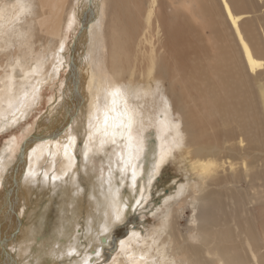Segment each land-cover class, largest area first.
<instances>
[{
    "label": "bare ground",
    "instance_id": "obj_1",
    "mask_svg": "<svg viewBox=\"0 0 264 264\" xmlns=\"http://www.w3.org/2000/svg\"><path fill=\"white\" fill-rule=\"evenodd\" d=\"M2 1L1 133L28 117L46 85L52 84L53 94L49 110L0 181V264H59L69 256V248L77 247L75 218L82 205L76 212L74 204L80 203L83 193L76 176L73 128L87 102L84 155L87 152L88 158L92 151L105 155L113 143L109 136L100 147L104 115L98 122L101 133L91 138L89 123L97 104L107 102L112 131L119 117L111 110L113 97L107 93L117 87L124 95L115 98L116 106L122 104V111L127 103L135 113L131 163L137 166L136 186L131 166L123 179L120 168L111 169V184L109 166L105 178H93L81 223L86 234L106 246L105 235L137 210L151 182L176 152L188 161L194 181L180 184L165 198V203L179 200L145 234L132 230L121 240L108 264H264V0H75L77 6L74 0ZM76 22L80 30L68 48L69 30ZM64 70L68 72L63 81ZM255 81L261 83L258 88ZM129 97L139 102L132 103ZM154 106L156 111L147 109ZM38 142L46 149L28 154ZM137 146L142 150L135 151ZM113 149L111 163L117 165L116 153L122 149ZM106 158L110 165L111 156ZM43 163L47 165L42 167ZM41 167L47 172L57 167L53 174L57 178L71 174L70 197L57 208L65 214L67 203L71 217L64 215L31 230V238L16 245L14 237L23 222L18 216L25 197L22 180ZM239 182L249 186L247 195L236 186ZM117 185L122 206L121 218L115 221L108 192H115ZM192 201L199 207L188 217ZM249 203L263 206L256 225ZM106 221L108 231L102 233ZM96 251L68 264H83L85 259L93 264L101 255Z\"/></svg>",
    "mask_w": 264,
    "mask_h": 264
},
{
    "label": "rangeland",
    "instance_id": "obj_2",
    "mask_svg": "<svg viewBox=\"0 0 264 264\" xmlns=\"http://www.w3.org/2000/svg\"><path fill=\"white\" fill-rule=\"evenodd\" d=\"M9 1L10 0H4L2 2L4 4H7ZM76 3L77 2L74 0V5L77 6ZM0 6H1V3H0ZM76 6H74V8ZM189 20L190 19L187 17L184 18L185 22H188ZM192 23H193V21H190L191 26H192ZM185 26H186V24H185ZM186 28H187V26H186ZM78 29H79L78 24L76 22L75 26L71 27V29L69 30V35L67 38L68 43L66 42L68 48H70L71 44L73 43L72 40H73L74 35L78 34V32L80 30V29L79 30ZM186 31L188 32V30H186ZM206 35H208V33H206ZM193 39L198 40L197 37H194ZM196 43H197V41H196ZM66 58L67 59H65V60L68 61L69 56L67 55ZM193 58H194V56L191 55L190 60H192ZM67 72H68V70L61 71V73H60V76H61L60 79L61 80L63 79V81H64ZM58 79L56 81H58ZM260 84L258 81H255V85L257 88L260 86ZM50 86H52V84H48L42 89V96H41L40 103L35 107V109H33L34 111L32 110V112L28 115V117L24 121L20 122L21 124L18 123V124L12 125L11 127L7 128L8 130L7 129L6 130L4 129V131L2 130V133L0 131V134H1L0 135V150H1L0 151V166L2 165L0 167V181L4 180V178L6 177L8 169L11 168L12 165L15 163L19 153L23 149L21 144L25 141V139L30 134L32 135L34 133V129L36 128V125L38 124L40 119L46 114V112L49 110L48 107L50 104H48L49 103L48 99H50V96L53 94V91L50 89ZM58 94L61 95L60 91L58 92ZM44 96H46V97H44ZM128 101H130L132 103L139 102L138 99H134L133 97H131V98L129 97ZM86 103L87 102H84V104L81 105V107H80L81 111L79 110L80 111V112H78L79 115L77 114V116H76V119L78 120V121L76 120L77 125H75V127L73 128V130L75 131L74 133L76 135V138L74 140V147H73V151H74L73 153H74L75 162H76V168L75 169H77V172H78V173L76 172L77 173L76 176H77V182H79V189L81 190V195L83 193V195L81 196L82 200L80 199L81 200L80 203L78 202L77 204L76 203L74 204V208H75L76 212H78L76 206L78 204L82 205L81 210H80L81 213L78 212L80 215L77 213V216L75 218L76 221L79 222L78 225L76 226V229L78 227H79V230L81 229L79 231V234L76 232V234L79 236L78 242H77V247H76L78 254L73 255V256H68L65 259L60 260L59 264H68V263H70L71 260L76 261L78 259V257L81 258L83 256V254L91 253L93 250H96V249L100 250L101 255L99 256L100 258L98 257L97 260L93 264H108L112 260V258H114V256L117 255V252H118L117 251V245L121 240L127 238V236L130 235V232H134L135 230H136V232L142 231L143 234H145L146 230H149L150 228H152V226L155 225L158 220L166 217V214L169 213L170 210L176 206L179 199H177V200L174 199L175 201L170 200L167 203H165V201L168 200L167 198L172 196L171 192H174V190L180 184L194 181V176L190 172V166H189L188 161L182 159L179 155H177V152H176V154H175L176 156L174 157V159L170 158L162 166L159 173L156 175L154 180L151 182V184H150V186L146 192L147 194L145 193L146 197L144 198L141 205L137 208V210L131 212L125 219H123L122 222L117 223L116 226L111 230V232L108 235H105V237H108V244L106 246H103L100 243L95 244V242L93 241L92 235H87L85 232L86 225L81 224L83 222V214L85 212L84 210H85L86 202H87L89 194H90L92 182L95 178L99 179L101 177L102 178L106 177V174L108 171V166H109V165H107L108 161H107L106 157L111 156L110 162L112 161L113 157L111 154L114 151V149H113L114 147H116L117 150L119 148H121L122 152L124 153V147H125L124 143H126V141L119 139L117 144H111V145L107 146L105 148V155L102 154L101 152H98L97 154L94 153L95 151L90 152L92 156L89 155V157L87 158V160L89 162L88 163L87 160L85 159V155H84V145H85V139H86V134H87V130H88L87 129V117L89 116L90 110L86 109L88 107ZM121 106H122V104L119 107L120 109H122ZM83 108H85V109H83ZM147 109H149L150 111H156V106H154V108L152 110L150 108H147ZM80 113H81V115H80ZM1 124L2 123H0V126H1ZM82 126H83V128H82ZM23 131H25V132H23ZM81 133H83L84 135ZM7 134H10V135L7 136ZM80 138H81V140H80ZM21 140H22V142H21ZM16 142H17V144H16ZM45 145L46 144L44 142H41V143L38 142V143L34 144L31 147V149L28 151V154L31 152H34V150L36 148H41V147L45 148ZM51 146L49 145L48 148H50ZM14 148L17 150H14ZM176 160H177V162H176ZM115 161H116L117 165L114 163L113 164L111 163V169H113L114 171H116L117 168H120V165H121L119 158L116 157ZM83 163H84V166H83ZM45 165H47V164L43 163V166L42 165L41 166L44 167ZM85 166L87 168H85ZM42 167H41L40 171L36 172V174H34L32 172L33 170H30L29 172H27L28 174L26 177L24 175V179L22 180V189H23L25 197H24V200L21 202L22 205L20 207L18 216H19V219L23 222L21 223L20 229L18 230V232L16 233V235L14 237L15 238L14 243L16 245H19V243L22 241V239H24L25 241L29 240L31 238V230L34 231V229H40L43 226H46V223L48 224L50 222H55L56 220H60L62 218V216H64V215L67 216L68 218L71 217L69 215V209H68L67 203H65V208H66L65 214H61L60 211H57L58 210L57 208L59 207L58 205L62 201L66 200V202H67L68 198L70 197L69 182H70L71 174L69 172H67L66 175L64 174V176L59 177L55 182H53L51 178L53 177V174H54L55 170L57 169V167L56 168L54 167V169L49 170V172H47L45 169H42ZM84 171L88 174H86ZM101 173H102V175H101ZM45 176H47V178H48L47 183H46L47 178H45ZM236 186L240 189L241 192H243L246 195L250 192L249 186L247 184H245V182H239ZM2 188H3V186L1 184L0 185V191L2 190ZM64 192L66 193L67 198L64 197V195H63ZM165 198H166V200H165ZM35 204H37L36 207H35ZM167 204H169V205H167ZM163 205L164 206L166 205L165 209L163 208L164 207ZM193 207L195 208V212L192 211ZM198 207H199L198 203L192 201L191 206L190 205L187 206L186 215L188 217H190L192 214H195L198 210ZM262 207L263 206H261V204H257V203H249V205L247 206V208L249 209V211L252 214L253 221H254L255 225L257 224L256 222H257L259 214L262 210ZM67 212H68V214H67ZM156 212H157V214H156ZM161 215H163V216H161ZM179 222H180V224H182L181 225L182 227L185 225L184 219H181ZM132 230H134V231H132ZM71 237H73V234L71 235ZM90 237L92 238V240ZM88 238H90V239H88ZM60 247H61V244L59 245L58 248H60ZM10 250L13 251L12 249H10ZM41 252H44V250H41ZM113 253H115V254H113ZM79 254H81V256ZM75 257H76V259H75ZM68 260H69V262H68ZM40 264H47V263H46V261H43V263H40Z\"/></svg>",
    "mask_w": 264,
    "mask_h": 264
},
{
    "label": "snow or ice",
    "instance_id": "obj_3",
    "mask_svg": "<svg viewBox=\"0 0 264 264\" xmlns=\"http://www.w3.org/2000/svg\"><path fill=\"white\" fill-rule=\"evenodd\" d=\"M107 95H110L113 97L112 100V111L119 117L118 122L114 123L111 125L112 131L109 132V116L107 114L108 112V103L105 102L103 105L100 103L97 104V113L95 116L92 118L97 121L96 125H93L92 119H90L89 123V128H90V138L93 135L100 134L101 133V127L99 126V117L101 114L104 115L103 119V130L102 134L104 139L101 140L100 147L103 148L104 145L108 142L107 138L111 136V143L117 144L116 136L118 130H123L120 131V139L123 141H126V148L128 155L125 157V154L123 152H117L116 155L120 157V161L122 164V167H120L119 171L121 173V179H123V174L127 171L129 166H131L132 171H131V181L133 183V186H136V165L132 164L131 161L133 159V145L135 143V136H134V125H135V113L134 110L131 109L127 103H125L124 109L121 111L119 107L116 106V100L115 98L118 96H123L124 91L122 88L117 87L114 91L107 93ZM142 149L137 146L135 151L139 152ZM85 159L87 160V152L85 153ZM52 181L55 182L58 178L53 176ZM111 179H112V170H111V162L109 165V184H111ZM117 190L115 192L111 191L109 189L108 192V197H109V206L112 208V216L115 221H118L121 218L120 210L122 206V202L120 201L119 197V185L116 186ZM107 215V213H106ZM108 231V224L107 221L101 226V232L106 233ZM77 233L79 234V227L77 228ZM67 254L69 256L77 255V249L75 247H71L68 249ZM96 256L100 255V252L97 250L95 252ZM83 264H91L90 259H85L83 261Z\"/></svg>",
    "mask_w": 264,
    "mask_h": 264
}]
</instances>
